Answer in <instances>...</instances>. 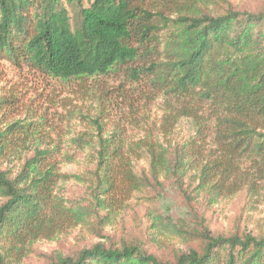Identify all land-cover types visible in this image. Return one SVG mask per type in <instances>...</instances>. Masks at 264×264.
Listing matches in <instances>:
<instances>
[{
  "label": "trees",
  "instance_id": "trees-1",
  "mask_svg": "<svg viewBox=\"0 0 264 264\" xmlns=\"http://www.w3.org/2000/svg\"><path fill=\"white\" fill-rule=\"evenodd\" d=\"M0 60L64 81L120 73L178 99L154 138L105 130L101 111L94 132L71 138L94 181L88 207L58 195L65 175L49 139L16 124L0 129V264L3 251L21 253L85 222L88 211L108 218L165 183L190 202L244 193L251 205L264 203V9L226 0H0ZM182 119L192 123L188 137L175 132ZM176 232L183 248L171 259L133 239L98 241L47 264H264V231L221 234L199 223Z\"/></svg>",
  "mask_w": 264,
  "mask_h": 264
},
{
  "label": "rangeland",
  "instance_id": "rangeland-1",
  "mask_svg": "<svg viewBox=\"0 0 264 264\" xmlns=\"http://www.w3.org/2000/svg\"><path fill=\"white\" fill-rule=\"evenodd\" d=\"M85 4L90 0H83ZM240 10L264 9V0H226ZM178 99L155 96L146 88H137L123 74L111 73L84 81L60 80L27 67H17L0 60V129L16 124L49 139L60 156V177L56 189L66 204L89 206L90 173L81 151L71 138L94 132L91 119L101 111L100 123L105 130L118 128L125 138L138 140L160 135L162 116L173 111ZM177 137L192 132L189 119L176 124ZM74 156L66 161L65 155ZM144 159L136 162V170H145ZM85 222L65 225L62 232L48 239L38 240L21 253L3 251L6 264H47L56 255H70L78 249L103 241L120 245L137 240L149 252L171 259L174 251L183 248V238L176 232L185 226L207 225L213 233L264 231V203L251 205L244 193L208 203L186 200L169 183L137 193L126 207L106 217L105 211H88ZM67 224V223H66ZM186 224L185 226H182Z\"/></svg>",
  "mask_w": 264,
  "mask_h": 264
}]
</instances>
